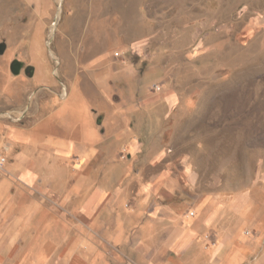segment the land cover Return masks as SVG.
I'll list each match as a JSON object with an SVG mask.
<instances>
[{
  "label": "rangeland",
  "instance_id": "1",
  "mask_svg": "<svg viewBox=\"0 0 264 264\" xmlns=\"http://www.w3.org/2000/svg\"><path fill=\"white\" fill-rule=\"evenodd\" d=\"M1 43L0 162L39 178L8 195L70 237L56 256L228 264L227 233L264 249V0H0ZM180 228L198 239L166 248Z\"/></svg>",
  "mask_w": 264,
  "mask_h": 264
},
{
  "label": "crops",
  "instance_id": "2",
  "mask_svg": "<svg viewBox=\"0 0 264 264\" xmlns=\"http://www.w3.org/2000/svg\"><path fill=\"white\" fill-rule=\"evenodd\" d=\"M66 92L65 88V95ZM171 99L174 100L173 96ZM44 119L39 121V123ZM37 125L31 130L35 129ZM15 131H12V139L16 142L27 146H34L38 150L40 144L47 147L52 146L61 154L74 155L75 153L76 156L83 159L82 162L87 160L88 155L96 153V149H84L82 145H79L72 139L67 140L66 145H58V143H54L53 141H43L40 143L39 141H35L32 133L24 135L22 130ZM92 137L97 138L96 135H92ZM52 162L55 166L60 160L57 163ZM7 163L10 162L6 160L4 164H1L2 168L0 169V264H56V258L66 260V264H72L73 260L74 264L86 263L82 254H75L70 258L71 260L67 258V251H64L62 255L59 254L60 257L56 256L55 243L60 240L69 242L70 237L56 236L54 234L53 220H48L46 222V229H42L44 223L40 222L41 219L39 220L40 214L38 212L44 210V205H23L18 203L16 201L17 199L13 201L8 195L12 192V185H16V182L33 184L39 179L35 172L38 164L37 160L31 162V160L22 157L21 159L13 161L11 167L8 168L5 167ZM51 175L53 177L54 174ZM46 177L48 179V176ZM247 208L248 205L244 199L242 203H239V215L242 216V212ZM85 209L87 210V207ZM209 223L207 224L209 225ZM198 237L195 230L180 228L175 234L168 236V238L163 237L164 240L161 242H163L166 248L170 247L173 250L181 252L180 250H184L186 245L190 242L192 243L193 239H198ZM236 241L239 242V247L231 246V243ZM160 251L157 250V253L154 254L152 259L156 258ZM220 252L224 254L223 259L228 264H264V249L262 244H259L257 240H249L239 233L238 235L227 233L223 237L221 247L214 250L213 255L219 254Z\"/></svg>",
  "mask_w": 264,
  "mask_h": 264
},
{
  "label": "water",
  "instance_id": "3",
  "mask_svg": "<svg viewBox=\"0 0 264 264\" xmlns=\"http://www.w3.org/2000/svg\"><path fill=\"white\" fill-rule=\"evenodd\" d=\"M6 51V44L5 43H1L0 44V55H3Z\"/></svg>",
  "mask_w": 264,
  "mask_h": 264
},
{
  "label": "built area",
  "instance_id": "4",
  "mask_svg": "<svg viewBox=\"0 0 264 264\" xmlns=\"http://www.w3.org/2000/svg\"><path fill=\"white\" fill-rule=\"evenodd\" d=\"M5 162H6V160L3 159V160L0 162V164H4Z\"/></svg>",
  "mask_w": 264,
  "mask_h": 264
},
{
  "label": "bare ground",
  "instance_id": "5",
  "mask_svg": "<svg viewBox=\"0 0 264 264\" xmlns=\"http://www.w3.org/2000/svg\"><path fill=\"white\" fill-rule=\"evenodd\" d=\"M61 1H62V0H59V3H60V4H61ZM53 29H54V28H53Z\"/></svg>",
  "mask_w": 264,
  "mask_h": 264
}]
</instances>
